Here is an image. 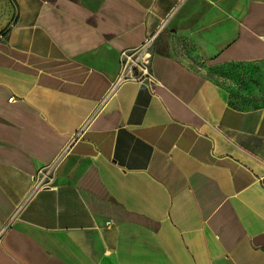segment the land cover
<instances>
[{
  "label": "crops",
  "instance_id": "1",
  "mask_svg": "<svg viewBox=\"0 0 264 264\" xmlns=\"http://www.w3.org/2000/svg\"><path fill=\"white\" fill-rule=\"evenodd\" d=\"M7 1L0 264H264V0Z\"/></svg>",
  "mask_w": 264,
  "mask_h": 264
},
{
  "label": "built area",
  "instance_id": "2",
  "mask_svg": "<svg viewBox=\"0 0 264 264\" xmlns=\"http://www.w3.org/2000/svg\"><path fill=\"white\" fill-rule=\"evenodd\" d=\"M158 34V30L149 33L143 41L136 46L124 48L118 53L119 72L111 83V90L118 85L133 81L140 83H154L155 78L151 71V63L153 57V44ZM14 98H9L12 101ZM49 170L35 177L34 188L50 186L48 180Z\"/></svg>",
  "mask_w": 264,
  "mask_h": 264
},
{
  "label": "rangeland",
  "instance_id": "3",
  "mask_svg": "<svg viewBox=\"0 0 264 264\" xmlns=\"http://www.w3.org/2000/svg\"><path fill=\"white\" fill-rule=\"evenodd\" d=\"M9 11V4L7 0H0V29H2L8 21L11 20V14ZM235 70L232 68H223L219 71H216L212 74L213 78L221 83L227 81L228 75H235ZM236 76V75H235ZM243 101L248 100L249 102L255 101V99L244 98Z\"/></svg>",
  "mask_w": 264,
  "mask_h": 264
}]
</instances>
